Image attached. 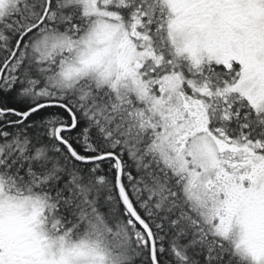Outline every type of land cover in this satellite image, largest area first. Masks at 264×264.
Segmentation results:
<instances>
[{
  "label": "snow or ice",
  "instance_id": "6c2138e0",
  "mask_svg": "<svg viewBox=\"0 0 264 264\" xmlns=\"http://www.w3.org/2000/svg\"><path fill=\"white\" fill-rule=\"evenodd\" d=\"M0 264H264V0H0Z\"/></svg>",
  "mask_w": 264,
  "mask_h": 264
}]
</instances>
